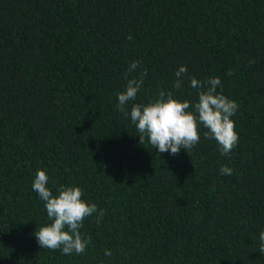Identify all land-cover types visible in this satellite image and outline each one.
<instances>
[{"label":"trees","instance_id":"16d2710c","mask_svg":"<svg viewBox=\"0 0 264 264\" xmlns=\"http://www.w3.org/2000/svg\"><path fill=\"white\" fill-rule=\"evenodd\" d=\"M133 61L129 79L148 73L136 103L194 104L189 78H219L238 104L230 155L203 127L189 153L140 144L116 107ZM38 170L104 212L84 220L83 255L39 246ZM261 231L264 0H0V264H264Z\"/></svg>","mask_w":264,"mask_h":264},{"label":"clouds","instance_id":"9594fccd","mask_svg":"<svg viewBox=\"0 0 264 264\" xmlns=\"http://www.w3.org/2000/svg\"><path fill=\"white\" fill-rule=\"evenodd\" d=\"M141 61H133L125 74L126 86L123 92L117 93V111L135 125L140 144L147 140L159 153L178 155L181 149L188 153L201 139L200 128L205 139L215 140L220 152L229 156L238 145L239 135L232 117L238 111V104L223 94L222 88L218 92L221 80L210 77L205 81H198L190 77V87L198 89V100L194 104L189 100H179L172 91L160 90L158 98L149 103H136L137 95L144 86L147 70L141 78L128 76L136 71ZM187 75V67L181 66L175 73L176 80L173 89L182 88V77ZM228 75H233L229 71ZM129 105H131L129 111ZM191 109V110H190ZM233 170L226 165L221 167V175H232ZM49 176L46 170H38L32 183V189L44 202L47 217L52 221L42 226L34 233L42 249L60 251L62 255H83L91 238H84L81 233L84 220L97 215L96 222H102L103 211H98L95 203L82 199L83 190L75 185H61L54 194L47 185ZM259 253L264 254V231L259 233ZM106 256L111 252L106 251Z\"/></svg>","mask_w":264,"mask_h":264}]
</instances>
